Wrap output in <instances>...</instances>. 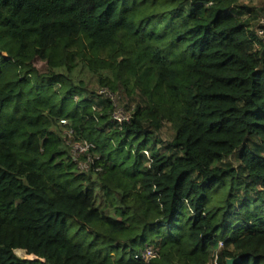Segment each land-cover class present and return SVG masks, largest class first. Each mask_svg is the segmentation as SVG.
Masks as SVG:
<instances>
[{
	"label": "trees",
	"instance_id": "trees-1",
	"mask_svg": "<svg viewBox=\"0 0 264 264\" xmlns=\"http://www.w3.org/2000/svg\"><path fill=\"white\" fill-rule=\"evenodd\" d=\"M253 11L0 0V264H207L216 250L221 264H264V40L251 21L264 0ZM83 71L135 104L130 123L115 125L108 101L93 108ZM67 127L95 143L101 170L78 169ZM146 246L158 256L136 259Z\"/></svg>",
	"mask_w": 264,
	"mask_h": 264
},
{
	"label": "built area",
	"instance_id": "built-area-1",
	"mask_svg": "<svg viewBox=\"0 0 264 264\" xmlns=\"http://www.w3.org/2000/svg\"><path fill=\"white\" fill-rule=\"evenodd\" d=\"M258 25L259 27H257V36L264 40V29L261 27V25H264V17L258 21ZM95 95L97 96L98 101L96 100L93 108L97 109V103L100 101H108L113 107L111 112V121L115 125L122 128L124 123L131 122L135 104L130 103L128 99L124 97V95L105 86H98ZM61 124H68V120L61 119ZM64 132L66 136V142L71 148L73 161L77 164L78 169L82 172L101 170L100 166L95 165V161L99 159V156L94 153V149L96 148L95 143L85 138L76 137V131L73 127L65 128ZM145 152L148 154L147 151ZM222 246L223 242L221 241L218 248H221ZM156 256H158V251L151 246H146L140 253L135 254L134 257L142 261H149ZM218 259V250H216L213 253L211 260L207 264H221Z\"/></svg>",
	"mask_w": 264,
	"mask_h": 264
},
{
	"label": "rangeland",
	"instance_id": "rangeland-1",
	"mask_svg": "<svg viewBox=\"0 0 264 264\" xmlns=\"http://www.w3.org/2000/svg\"><path fill=\"white\" fill-rule=\"evenodd\" d=\"M238 1L242 5H248L250 8H252L254 10L253 12H255L256 15L260 14L259 9L263 0H238ZM251 21H252L253 29H256L258 25V18L257 19L255 18L254 20ZM35 64L40 72H47L50 69L46 62L36 60ZM78 73H79L78 70L75 68L73 72V76ZM79 76H81V78L84 80V83L89 90L97 91L99 85L91 73L87 71H83L79 74ZM135 101L137 102V100ZM173 135H174V131L172 126L170 125V123L165 122L164 126L160 129V131L157 132V138L162 139L164 142L160 146L164 147L165 143L170 141ZM224 162H227L233 165L234 167H238L239 160L237 154L228 157ZM16 253L23 258H27V259L35 258L34 255H29L24 250L21 249H17Z\"/></svg>",
	"mask_w": 264,
	"mask_h": 264
},
{
	"label": "water",
	"instance_id": "water-1",
	"mask_svg": "<svg viewBox=\"0 0 264 264\" xmlns=\"http://www.w3.org/2000/svg\"><path fill=\"white\" fill-rule=\"evenodd\" d=\"M35 258H37V257L35 256ZM31 259H34V258H31ZM236 260L237 259H228L227 264H234Z\"/></svg>",
	"mask_w": 264,
	"mask_h": 264
}]
</instances>
